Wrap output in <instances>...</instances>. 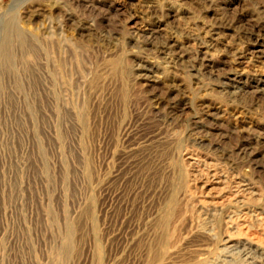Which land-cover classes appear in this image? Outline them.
<instances>
[{
  "label": "rangeland",
  "instance_id": "obj_1",
  "mask_svg": "<svg viewBox=\"0 0 264 264\" xmlns=\"http://www.w3.org/2000/svg\"><path fill=\"white\" fill-rule=\"evenodd\" d=\"M0 264H264V0H0Z\"/></svg>",
  "mask_w": 264,
  "mask_h": 264
},
{
  "label": "bare ground",
  "instance_id": "obj_2",
  "mask_svg": "<svg viewBox=\"0 0 264 264\" xmlns=\"http://www.w3.org/2000/svg\"><path fill=\"white\" fill-rule=\"evenodd\" d=\"M9 33V32H8ZM8 36V35H7ZM11 40V39H10ZM2 69V68H1ZM190 165V164H189ZM201 173H202V171H201ZM242 188V187H241ZM237 198H238V196H237ZM241 199V198H240ZM239 201V200H238ZM237 201V202H238ZM242 201V200H241ZM244 215V214H243ZM239 216V215H238ZM242 216V215H241ZM252 216V215H251ZM236 217V216H235ZM244 217V216H243ZM246 218V217H245ZM236 220V219H235ZM238 221H240V220H238ZM243 223V222H242ZM243 226V225H242ZM236 228V227H235ZM239 229V228H238ZM257 233V232H256ZM259 235V234H258Z\"/></svg>",
  "mask_w": 264,
  "mask_h": 264
}]
</instances>
